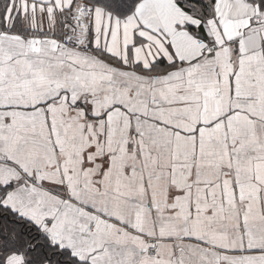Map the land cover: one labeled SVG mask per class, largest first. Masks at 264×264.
<instances>
[{
  "label": "snow or ice",
  "instance_id": "1",
  "mask_svg": "<svg viewBox=\"0 0 264 264\" xmlns=\"http://www.w3.org/2000/svg\"><path fill=\"white\" fill-rule=\"evenodd\" d=\"M0 264H264V0H0Z\"/></svg>",
  "mask_w": 264,
  "mask_h": 264
}]
</instances>
